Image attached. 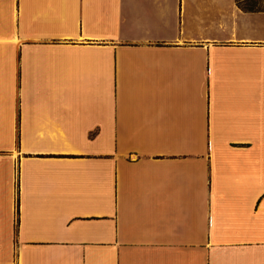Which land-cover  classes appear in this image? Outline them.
<instances>
[{
	"label": "crops",
	"instance_id": "0c3cea01",
	"mask_svg": "<svg viewBox=\"0 0 264 264\" xmlns=\"http://www.w3.org/2000/svg\"><path fill=\"white\" fill-rule=\"evenodd\" d=\"M264 10L0 0V264H264Z\"/></svg>",
	"mask_w": 264,
	"mask_h": 264
},
{
	"label": "trees",
	"instance_id": "16d2710c",
	"mask_svg": "<svg viewBox=\"0 0 264 264\" xmlns=\"http://www.w3.org/2000/svg\"><path fill=\"white\" fill-rule=\"evenodd\" d=\"M239 8L245 11H263L264 6L257 4L256 0H235Z\"/></svg>",
	"mask_w": 264,
	"mask_h": 264
},
{
	"label": "rangeland",
	"instance_id": "374dc122",
	"mask_svg": "<svg viewBox=\"0 0 264 264\" xmlns=\"http://www.w3.org/2000/svg\"><path fill=\"white\" fill-rule=\"evenodd\" d=\"M248 1V0H247ZM254 1V0H253ZM257 4L264 6V0H256L255 1ZM263 35H264V30H263Z\"/></svg>",
	"mask_w": 264,
	"mask_h": 264
}]
</instances>
